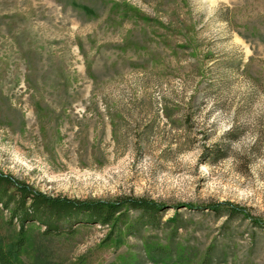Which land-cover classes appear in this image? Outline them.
Listing matches in <instances>:
<instances>
[{
  "label": "rangeland",
  "instance_id": "1",
  "mask_svg": "<svg viewBox=\"0 0 264 264\" xmlns=\"http://www.w3.org/2000/svg\"><path fill=\"white\" fill-rule=\"evenodd\" d=\"M0 173L161 208L17 251L0 207L18 264H264V0H0Z\"/></svg>",
  "mask_w": 264,
  "mask_h": 264
},
{
  "label": "trees",
  "instance_id": "2",
  "mask_svg": "<svg viewBox=\"0 0 264 264\" xmlns=\"http://www.w3.org/2000/svg\"><path fill=\"white\" fill-rule=\"evenodd\" d=\"M86 12L88 9L82 8ZM0 207L4 210L11 208V217L8 225L13 220L18 223L16 250L25 244L26 225H40L43 236L59 235L60 224L64 222L72 225H100L110 226L114 229L122 220L127 211H140L139 222L155 226L158 221L160 206L152 201L139 198H120L114 202L79 201L66 198H51L40 192L33 191L23 183L17 182L9 176L0 173ZM219 215L227 213V217L242 215L243 210L230 204H215L209 207ZM253 224L264 226L253 220ZM0 264H18L9 250L0 245ZM106 264V263H104ZM115 264V263H107ZM201 264H208L204 260Z\"/></svg>",
  "mask_w": 264,
  "mask_h": 264
}]
</instances>
